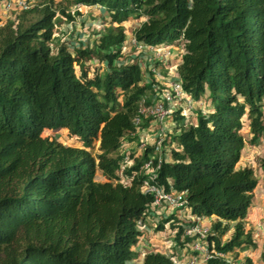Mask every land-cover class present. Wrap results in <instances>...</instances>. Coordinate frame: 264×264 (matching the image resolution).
<instances>
[{"label": "trees", "instance_id": "1", "mask_svg": "<svg viewBox=\"0 0 264 264\" xmlns=\"http://www.w3.org/2000/svg\"><path fill=\"white\" fill-rule=\"evenodd\" d=\"M29 1L16 23L0 25V264H132L153 210L152 195L140 187L149 148L130 151L133 163L122 171L121 148L148 123L141 115L133 123L140 98L151 103L165 87L149 48L173 43L182 49V89L208 105L191 108L193 122L181 108L172 112L174 133L156 180L164 191L185 192L190 223L185 228L168 213L155 229L168 223L173 247H183L195 218H213L201 240L209 257L194 264H236V253L233 260L227 254L254 245L245 219L258 181L253 168L238 163L241 130L251 144L264 136V0H70L100 6L115 26L55 48L57 13L72 21L78 8L72 14L53 0ZM130 15L138 24L129 43L123 21ZM126 45H141L142 55L127 58ZM96 62L102 76L89 79L85 65ZM61 129L80 144L42 135ZM261 169L264 175V156ZM141 264L183 263L173 252L149 250Z\"/></svg>", "mask_w": 264, "mask_h": 264}, {"label": "rangeland", "instance_id": "2", "mask_svg": "<svg viewBox=\"0 0 264 264\" xmlns=\"http://www.w3.org/2000/svg\"><path fill=\"white\" fill-rule=\"evenodd\" d=\"M41 0H35L34 2H40ZM55 6L57 9L60 8H65V10L67 12L70 13H74V11L78 8L79 10V14H75L74 18L72 21H70L69 19L63 17L60 15V13H57V19H56V27L54 30V39L52 41V45L54 46V48L59 45V44H65L68 47L70 46V42H75L78 40H82L84 41V43L91 41V39L94 37V35L97 32H102L103 29L105 27H109V26H115L114 23H110L109 20L105 17H103L104 15V9L101 8L98 5L95 6H86V5H73L70 3V0H53ZM20 9L18 8H11V9H5V7L3 6L2 10H0V17L2 18L0 25H2L6 20H12L14 23L17 22V16L20 13ZM104 19V21H103ZM138 24V19H136L134 17V15H130L127 19H125L123 21V27L126 33V39L128 40V42L130 43L131 39H132V31L133 29L137 26ZM75 26V28H74ZM128 50L129 51V56L127 58H138L140 57V54L142 55V50L139 48H132L129 46H125V48H123V50ZM149 52H153V50H149ZM165 52L168 54L166 56L170 57L172 54L171 50H165ZM176 53V52H175ZM150 54V53H149ZM153 53H151L152 55ZM159 55V52L156 54V56ZM153 58H156L155 56ZM168 60V58H166ZM165 60L164 63H157L154 61L153 64H156L157 66L154 67V73H156V77L158 80L162 81L163 83H165L167 80L170 81L171 78H174L176 76V67L177 64H173V63H169V61ZM100 62H96L95 64H89L86 63L85 65V70H86V76L89 79H92L95 73L101 74L102 76V64L100 65ZM96 66H99L98 69L96 70ZM75 69H76V73L78 74V65L75 64ZM168 77V78H166ZM172 80V79H171ZM117 90L120 93V87L117 86ZM159 91V90H158ZM161 91V90H160ZM159 91V92H160ZM155 95V94H154ZM120 95L118 96V99L120 100ZM208 105V103H207ZM207 105H205L202 101L194 103L193 104V110L194 108H198L201 107V109L203 108L204 111H207ZM264 110V107H263ZM186 115V114H185ZM187 118H193L194 115L193 114H188ZM184 121V120H183ZM187 122V120L185 121ZM189 122V121H188ZM172 124L175 125V122L172 121ZM174 125L172 126V128H174ZM246 129H242L241 133L244 135V138L246 140V144L242 150V156L241 159L239 161V165L240 166H248L253 168L254 173H255V177L257 179V181L260 183L263 178V171L261 170V163L263 161V156H264V141L262 142H258L257 144H251L249 142V135L248 132L246 133L245 131ZM172 132V129H171ZM43 136H47V137H52V138H56L59 141H62L64 144L66 145H79L80 142L78 141V139L75 136H70L67 133V130L65 129H61V130H46L43 132L42 134ZM127 144L126 141H124V144L121 148V150L125 147V145ZM137 146V145H136ZM139 147V145H138ZM92 154H97L98 150L97 147L93 148L90 150ZM98 179H101V177H97ZM257 196V202L258 205L259 203H261L262 207L260 209L259 214H256V218L257 221L255 223V225L259 226V228L261 229V233H260V238L261 241H264V192L263 194L260 193V195L256 194ZM256 202V203H257ZM164 207L165 210H167L169 213H175V214H179V212H182L185 215V211L187 210L186 207H179V208H175V207H168V206H161ZM158 207H156L157 209ZM153 210H155V208H153ZM152 213V211L150 212ZM147 221V220H146ZM249 222V221H248ZM146 225L148 227H151V229L153 228V226H151L149 223ZM153 230V229H152ZM145 231V230H144ZM155 233L157 234V238L160 239L161 242V250L164 249V251H166L167 253L169 252H173V254H179L175 249V247H173L172 245H170V241L172 239L171 235H172V231L169 228V224H165V228L163 230H155ZM170 240V241H169ZM230 260H233V257H231ZM234 261H231V263Z\"/></svg>", "mask_w": 264, "mask_h": 264}, {"label": "built area", "instance_id": "3", "mask_svg": "<svg viewBox=\"0 0 264 264\" xmlns=\"http://www.w3.org/2000/svg\"><path fill=\"white\" fill-rule=\"evenodd\" d=\"M31 5L29 0H8L3 6L5 9H11L13 7L25 10ZM80 5V4H78ZM134 43V40H132ZM138 48H142L141 45H138ZM149 50H153V47H150ZM161 53L167 55L165 50H162ZM177 68V67H176ZM154 72V69L152 70ZM156 74V73H155ZM158 90V89H157ZM159 98L155 99L152 97L151 103H146L145 98L142 97L137 104V114L133 118V123L138 126L140 124V115L145 116L151 121L156 122L157 130L154 132V135L147 139V137H142L139 142V149L145 151L149 148V151L145 155V160L141 165V170L144 174V177L141 180L140 187L141 191L145 194L152 195V205L153 207H184L185 206V192L184 191H164L160 185L157 183L158 169L164 159V151H168V141L169 135L171 133L172 124V112L181 108L182 113L188 115L191 108L193 107V99L187 95L181 86V80L176 76L168 82V85L161 89L159 92ZM133 159L130 156L129 152H125L122 156L121 161H119V166L121 164V171L125 167L132 165ZM120 174V169L118 171ZM135 175V172H132V175L129 177H124L123 181L129 182L132 179V176ZM200 218H195V223L190 228L186 230V233L189 235L196 236L199 240L205 239L208 228L204 227L200 223ZM192 248L195 251L204 252L206 257H209V252L206 250L205 246L201 244L194 243ZM217 255H222L221 253L216 252ZM196 259L185 264H194Z\"/></svg>", "mask_w": 264, "mask_h": 264}, {"label": "crops", "instance_id": "4", "mask_svg": "<svg viewBox=\"0 0 264 264\" xmlns=\"http://www.w3.org/2000/svg\"><path fill=\"white\" fill-rule=\"evenodd\" d=\"M2 8H3V4L1 6V9ZM167 49L172 51V54L170 57L161 53L162 50H167ZM181 50L182 49H181V46L179 44L173 43L170 46H163L160 48H156L155 51L148 52V53H150L149 55L151 58H153L154 56L156 57V58H153V61H156L157 63H164L165 60H167L166 58H168L167 61H169V63H173V64L176 63L178 65L180 62ZM158 52H159V55L156 56V54ZM151 53H153V54L151 55ZM166 78H168V77H166ZM171 79H173V78H171ZM158 81L161 84H163L164 86H167L168 82H169V80H167L165 83H163L160 80H158ZM158 90L160 91L161 89L158 88ZM194 110H195V108H194ZM190 113L193 114L194 117L191 119V118H187V116H186V119L189 122L190 121L193 122L195 119V114L193 111L189 112L188 114H190ZM157 127L158 126H157L156 122L148 119L147 125L140 130V132L138 133V135L135 139H133L131 141H129L128 139L124 140L127 142V144L125 143L126 145L123 149L127 150L128 152H130V151L133 152L135 156L142 154L141 149H139V147H138L139 142L141 141L142 137H147V139H150V137L152 135H154V132L157 130ZM171 129H172V126H171ZM245 131H246V133L248 132L247 129ZM172 133H174V132L172 131L171 134ZM259 141L263 142L264 136H262ZM123 144H124V142H123ZM163 156L165 158H168V152L165 151ZM262 178H263V180L260 183L257 182V185L253 190L252 206L248 209L247 216L245 219V229L250 231L254 245L245 246V247L240 248L238 251L236 250V252L233 251V252L227 254V258L229 260V259H231L233 254L236 253V259H234L236 264L241 263L245 257H249L251 259L252 264H264L260 259V252L262 250V242H264V241H261V238L259 236L261 233V229L259 228L258 225L257 226L255 225V223L257 221L256 214L257 215L259 214L260 209L262 207L261 203H259V205H258V202L256 200L257 199V197H256L257 192L259 195H260V193L263 194V192H264V175H262ZM153 208H155V210H151L152 213H149L148 216H146L145 221L143 223L144 224L143 232H142L141 238L139 239L137 246L135 247L137 253H136V258L132 261V264H141L142 256L146 251L161 250V242H160V239L157 238L158 236L155 233V230H156L155 228H156L157 223L161 219L165 218L169 212L167 210H165L164 207H158L157 209H156V207H153ZM187 213H188V209L185 211V215L182 212H179V214H178V217L182 218L185 221V223L183 224L185 228H187L189 226V223H190L189 219H187V217H186L188 215ZM210 219H213V218H202L200 220L201 225L208 228ZM146 223L147 224L149 223L151 226H153V228H152L153 230L151 229V227H148L146 225ZM171 237H172V239H171V241L170 240L169 241L171 242L170 245L173 246V242H174L173 241V234L171 235ZM191 237H192L191 242H188L186 244L184 243L183 247H175V249H177L176 251L179 253L178 255L174 254L175 258L183 264L191 261L194 258L196 259L197 263H201L206 258V254L204 252L195 251L192 248V245L194 243H197V242H198V244H201V246H205V244L201 240L196 238L194 235H192ZM162 251L166 252V251H164V249H162Z\"/></svg>", "mask_w": 264, "mask_h": 264}]
</instances>
